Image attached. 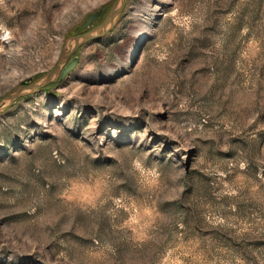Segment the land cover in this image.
<instances>
[{
  "label": "rangeland",
  "instance_id": "rangeland-1",
  "mask_svg": "<svg viewBox=\"0 0 264 264\" xmlns=\"http://www.w3.org/2000/svg\"><path fill=\"white\" fill-rule=\"evenodd\" d=\"M112 0H0V96ZM0 112V264H264V0H128Z\"/></svg>",
  "mask_w": 264,
  "mask_h": 264
},
{
  "label": "water",
  "instance_id": "water-1",
  "mask_svg": "<svg viewBox=\"0 0 264 264\" xmlns=\"http://www.w3.org/2000/svg\"><path fill=\"white\" fill-rule=\"evenodd\" d=\"M128 0H112L106 13L98 21L102 10L96 9L83 18L78 25V31H70L64 37L56 60L50 70L43 73L35 80H25L9 89L0 96V112L10 106L20 97L35 93L40 90L48 91L49 85L69 72L76 64L78 58L73 54L82 45L101 38L108 33L117 22Z\"/></svg>",
  "mask_w": 264,
  "mask_h": 264
},
{
  "label": "flooded vegetation",
  "instance_id": "flooded-vegetation-1",
  "mask_svg": "<svg viewBox=\"0 0 264 264\" xmlns=\"http://www.w3.org/2000/svg\"><path fill=\"white\" fill-rule=\"evenodd\" d=\"M79 29H78V26L73 30V32H76V31H78Z\"/></svg>",
  "mask_w": 264,
  "mask_h": 264
}]
</instances>
